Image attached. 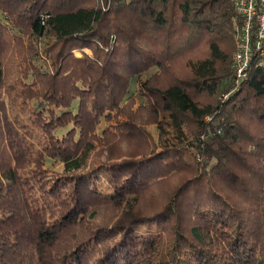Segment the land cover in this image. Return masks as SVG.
<instances>
[{
    "label": "trees",
    "instance_id": "1",
    "mask_svg": "<svg viewBox=\"0 0 264 264\" xmlns=\"http://www.w3.org/2000/svg\"><path fill=\"white\" fill-rule=\"evenodd\" d=\"M236 15L233 0H0V264H264V70L236 84ZM152 68L156 146L130 94ZM140 139L125 160L109 149Z\"/></svg>",
    "mask_w": 264,
    "mask_h": 264
},
{
    "label": "rangeland",
    "instance_id": "2",
    "mask_svg": "<svg viewBox=\"0 0 264 264\" xmlns=\"http://www.w3.org/2000/svg\"><path fill=\"white\" fill-rule=\"evenodd\" d=\"M75 55L77 57H81L83 55H90L92 56L91 50L88 48L79 49L74 51ZM47 60V59H43ZM159 71L156 68H152L147 72H144L140 75H135L133 77V80L131 82L130 86V94L133 96L134 101V110L139 111L141 105L147 106V110H141L138 113L140 114V117L142 118V122L140 123L142 127H144L147 131L146 133L149 135L148 141H151L152 146L153 145H159V129L157 127V124H155V121L157 120L156 114L148 108V101L145 97V94H147V86L145 85L146 82L153 81V75L158 73ZM154 82V81H153ZM152 82V83H153ZM118 120H124V118H120ZM114 118L112 119V123L102 121L99 128H98V134L101 135V132L104 128H106L109 125L114 126L115 125ZM115 128V127H114ZM172 137V135H170ZM158 143V144H157ZM146 143H144L143 139H140L138 142L135 143H124L121 142L120 144H117L115 147H110L111 152L114 154V158L119 159L122 157L123 160H125L126 157L134 156L136 152L144 150V146ZM107 151L104 153L103 156H101V159L103 161H106ZM126 156V157H125ZM48 169L50 173H59L64 171V164L61 161L54 160V159H47L46 161V167L45 169ZM109 179L106 177H102L101 180H99L100 188L103 191H109L110 190V184ZM159 195L157 196L158 201H162L165 199V189L161 188L158 191ZM153 200H144L143 202V210L150 211L151 205L153 203ZM101 207L100 212L94 217V226L95 227H103L108 226L110 224V221L115 218V212L113 208H107L105 206L100 205ZM90 214V213H89ZM135 231L137 234H150V233H156L154 229H151L146 226H136Z\"/></svg>",
    "mask_w": 264,
    "mask_h": 264
},
{
    "label": "built area",
    "instance_id": "3",
    "mask_svg": "<svg viewBox=\"0 0 264 264\" xmlns=\"http://www.w3.org/2000/svg\"><path fill=\"white\" fill-rule=\"evenodd\" d=\"M233 3L237 14V44L232 67L239 85L252 66L264 70V0H233ZM211 119V116L206 117L207 121Z\"/></svg>",
    "mask_w": 264,
    "mask_h": 264
}]
</instances>
